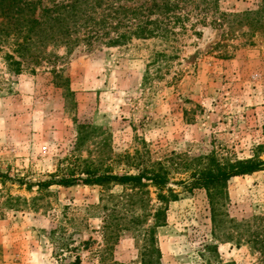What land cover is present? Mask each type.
<instances>
[{"label": "rangeland", "instance_id": "obj_1", "mask_svg": "<svg viewBox=\"0 0 264 264\" xmlns=\"http://www.w3.org/2000/svg\"><path fill=\"white\" fill-rule=\"evenodd\" d=\"M211 3L187 6L176 37L109 46L104 28L99 40L44 39L21 56L23 17L0 16V264H256L248 234L231 226L261 228L264 170L223 187L233 238L215 230L206 190L181 184L212 160L264 159V0ZM162 50L169 60L150 63ZM156 161L177 194L165 204L152 186L37 185ZM159 207L164 223L151 229Z\"/></svg>", "mask_w": 264, "mask_h": 264}, {"label": "trees", "instance_id": "obj_2", "mask_svg": "<svg viewBox=\"0 0 264 264\" xmlns=\"http://www.w3.org/2000/svg\"><path fill=\"white\" fill-rule=\"evenodd\" d=\"M211 1L218 0H58L49 1L50 3L47 5H44L40 0H0V16L21 15L23 17L21 20H17L16 27L21 34L25 31V35H22V41L17 43L16 49L21 56V52L28 49L31 43L37 46L44 39L52 42L63 41L73 45L80 41L88 43L92 38L99 40L102 38L99 35V30L104 28H107L104 34L109 36L105 43L109 46L122 45L132 39L145 40L156 36L166 39L171 36L176 37L178 30H186V24L191 18V10H187V6L193 4V8H200L197 14L206 13L211 7ZM37 9H39L38 12ZM24 13L29 16L24 17ZM250 13L251 11H247L245 14L250 15ZM200 22H204V19H199ZM79 28H85V31L81 36L75 35L71 39L69 35ZM40 34L43 35L40 36ZM168 56L162 50L152 56L150 63L159 60L166 63L169 60ZM207 164L193 171L188 179L181 181V184L189 189L203 187L206 190L215 230L222 231V234L227 238H233L232 231H225L226 220L221 217L222 212L219 211L223 204V187L233 177L264 170V159H237L232 163L223 164L212 160ZM168 174L169 169L161 162L156 161L152 162L150 166L144 167L137 174L88 173L84 178L61 177L58 180L40 181L37 185L42 189L52 184L70 186L76 182L98 185L114 182L131 185V187L152 186L157 190L156 195L159 202L165 204L177 198L174 190L167 186ZM132 196L130 197L132 198ZM164 209L159 207L154 210L152 214L154 224L151 229L164 223ZM260 226L261 228L253 231H250L249 223L231 226L237 231L236 236L234 235L236 238H242L248 234L246 241L250 243L252 249L259 251L256 264H264V219ZM153 240L154 236H149V241L153 242ZM206 248L210 249L211 246L206 245ZM213 249H216L215 245H213ZM152 252L159 255L158 249H154ZM141 264L155 263L153 260L144 259Z\"/></svg>", "mask_w": 264, "mask_h": 264}]
</instances>
